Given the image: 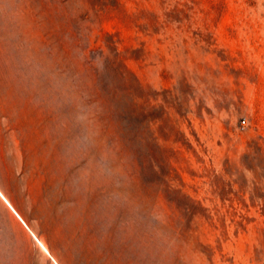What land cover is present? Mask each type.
Listing matches in <instances>:
<instances>
[{"label":"rangeland","instance_id":"rangeland-1","mask_svg":"<svg viewBox=\"0 0 264 264\" xmlns=\"http://www.w3.org/2000/svg\"><path fill=\"white\" fill-rule=\"evenodd\" d=\"M0 264H264V0H0Z\"/></svg>","mask_w":264,"mask_h":264},{"label":"bare ground","instance_id":"bare-ground-1","mask_svg":"<svg viewBox=\"0 0 264 264\" xmlns=\"http://www.w3.org/2000/svg\"><path fill=\"white\" fill-rule=\"evenodd\" d=\"M2 196H3V195H2ZM4 197H5V196H4ZM4 197H3V198H4ZM4 199H5V200L8 202V200H7V198H6V197H5ZM8 203H9V202H8Z\"/></svg>","mask_w":264,"mask_h":264},{"label":"built area","instance_id":"built-area-1","mask_svg":"<svg viewBox=\"0 0 264 264\" xmlns=\"http://www.w3.org/2000/svg\"><path fill=\"white\" fill-rule=\"evenodd\" d=\"M244 124V122H242Z\"/></svg>","mask_w":264,"mask_h":264}]
</instances>
